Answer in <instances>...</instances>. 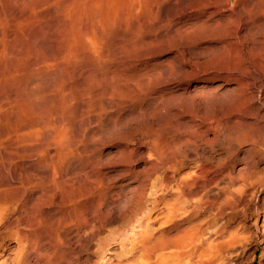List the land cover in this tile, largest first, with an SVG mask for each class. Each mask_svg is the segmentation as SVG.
<instances>
[{"label":"rangeland","instance_id":"374dc122","mask_svg":"<svg viewBox=\"0 0 264 264\" xmlns=\"http://www.w3.org/2000/svg\"><path fill=\"white\" fill-rule=\"evenodd\" d=\"M239 2L0 0V264H41L43 243L53 237L57 243L68 241L66 250L73 256L88 257L78 264H95L101 251L115 257L119 246L127 247L131 238L125 230L140 215V206H150L153 170L132 174L133 188L143 190L144 198L127 207L123 218L110 220L97 205L109 193L123 196L119 182L106 175L147 162L133 154L126 164L119 148L124 144L130 150L145 149L141 141L153 140L150 126L155 117L171 132L183 130L186 135L176 149L168 148L175 150V159L169 154L173 166L168 171L175 178L200 171L201 163L210 159L218 164L217 158L230 149L226 147L238 148L210 145V158L194 152L197 142L191 140L198 130L191 116H200L199 107L169 92L175 83L220 79L213 70L219 54H227L222 48L228 39L224 34L234 27L242 34L256 23L248 18L253 11L236 20ZM258 10L264 22V0H258ZM229 39L249 41L248 36ZM116 109L119 114L113 119L125 128L106 127L107 115ZM161 109L166 115L158 117ZM176 113L182 115L178 122ZM147 118L149 123L140 122ZM239 147L250 146L243 141ZM259 165L264 166V158ZM242 183L241 178L228 184L224 179L218 185L225 186L221 194L234 200L225 202L220 195L199 215L218 224L219 238L230 231H246L242 243L218 242L213 264H250L253 251V264L264 263L263 244L255 239L251 225L253 214L264 210V185H246L252 194L247 204L234 205V190ZM28 192L37 196L35 203L27 204ZM84 203L88 209L81 208Z\"/></svg>","mask_w":264,"mask_h":264},{"label":"bare ground","instance_id":"6f19581e","mask_svg":"<svg viewBox=\"0 0 264 264\" xmlns=\"http://www.w3.org/2000/svg\"><path fill=\"white\" fill-rule=\"evenodd\" d=\"M249 11H253L248 18L256 21L254 26L246 27L242 34H238V27H234L224 34L226 39H228L222 48L223 51H227V54L225 56L219 54V60L213 70L220 79L212 83L203 81L192 85L175 83L171 86L169 92L171 96L177 99H189L195 106L199 107L200 116H191L195 120L194 125L197 126L198 130L192 137L194 139L191 140L192 143L197 142L194 152L201 151L200 154L202 152L206 153L202 157L210 158L213 157V149L210 150V145L227 143L232 146L235 144L238 148L226 147L230 149L225 150V155L223 154L217 158L219 160L218 164L213 165V161L210 159L206 163H201L200 171L191 170L175 178L173 175L168 174V171L173 166L169 160L171 156L169 154H173L175 150L168 152V148L172 146L173 149H176L185 142L183 139L186 135L183 130L171 132L165 124L158 119L156 120L155 117L153 125H149L151 127L150 130L154 134L153 140L141 141L139 139V141L145 143V149L133 148L130 150L126 145L121 144L119 148L120 152L123 153L121 158L126 161V164L133 160V154L135 157L145 158L147 162L141 168L132 169L128 164L127 167L115 169L117 170L115 173L106 175L108 179H114L119 182L118 192L123 196L114 197V194L109 193L108 197L102 200L101 204L103 207H101V204L97 206H100L99 209L108 214L110 220L123 218L127 207L139 204L144 198L143 190L135 191L136 189L133 188L134 180L132 174L140 173L147 169L154 172L152 200L150 199V206L145 205L138 208L140 215L134 216L132 224L125 230V233L131 238V241L127 242L129 245H126L127 247L123 246V244L119 246L120 251L119 249L117 250L115 257L114 253L111 257L110 254L101 251L96 256L97 262L95 261V264H113L114 259V264H213L216 258L213 252H215L217 248L215 246L218 242L225 246L242 243L243 237H245L242 235H245L246 231L241 233L230 231L226 236L219 238L218 224H209L208 220H205L204 217L201 218L199 215L202 213L201 210L208 206L206 204H211L213 199H218L220 195H224L221 194V188H225V186L221 188L218 186L224 179H226L227 184L240 178L245 182L241 184V187L234 190L236 199L233 202L234 205L239 203L242 205L247 204V196L252 194L248 193L245 188L246 185L252 188L264 185V166L260 167L259 165L264 158V156H260L261 154L264 155V22L257 12L260 11L258 10V0H240L236 20L242 19ZM233 35L237 36L238 40L240 37L248 36L249 41L233 42L232 39H229ZM169 109L167 108L168 114L170 113ZM118 114L119 110L116 109L107 115L106 127L111 129L123 127L124 123L118 125L119 122L113 119ZM159 114L165 116L166 109H161L158 112V117ZM180 119H182V115L176 113L174 121L178 122ZM147 120L148 118L141 119L140 122L147 124L149 123V120ZM91 122L92 120L89 121L90 124ZM78 123L80 124V122ZM75 124V126H78L77 122ZM180 124L185 125L184 122ZM123 130L126 131V129ZM110 136H112L111 133L107 137ZM119 138L127 137L121 135ZM257 139L260 140L263 147L258 145ZM243 141L248 142L250 147L240 150L241 147L239 145ZM205 145L208 149H206ZM110 152L112 153V151ZM102 154L98 153L97 156L100 157ZM172 158L175 159V154L172 155ZM223 159H226V161H223ZM91 176L93 175L91 174ZM34 194L32 192L26 194L27 204L36 202L38 198ZM224 197L225 202L234 200L229 195H224ZM193 198H196V200L192 201ZM201 199L204 200L201 201ZM97 206L96 208L98 209ZM81 208L88 209L87 203L82 204ZM87 213L90 212L87 211ZM251 222L254 233L257 235L254 238L262 242L264 250V210L253 214ZM55 241V237H53L43 243V250L41 249L40 251H42L44 256L40 260L38 259L41 264H52V261L55 264H71V260H73L74 264H78V262L87 261L88 257L81 259L78 254L76 255L75 253V256H73L66 250L68 241L64 243ZM76 242H79V240L76 239ZM253 258L254 251L250 256V264H253ZM234 262L236 263V261Z\"/></svg>","mask_w":264,"mask_h":264}]
</instances>
